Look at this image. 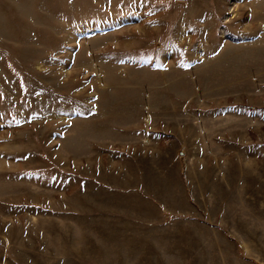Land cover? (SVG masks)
Returning <instances> with one entry per match:
<instances>
[{
    "label": "rangeland",
    "instance_id": "rangeland-1",
    "mask_svg": "<svg viewBox=\"0 0 264 264\" xmlns=\"http://www.w3.org/2000/svg\"><path fill=\"white\" fill-rule=\"evenodd\" d=\"M0 264H264V0H0Z\"/></svg>",
    "mask_w": 264,
    "mask_h": 264
}]
</instances>
